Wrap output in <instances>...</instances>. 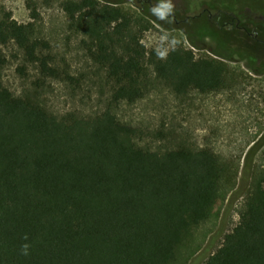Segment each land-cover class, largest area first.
I'll use <instances>...</instances> for the list:
<instances>
[{
    "label": "trees",
    "instance_id": "1",
    "mask_svg": "<svg viewBox=\"0 0 264 264\" xmlns=\"http://www.w3.org/2000/svg\"><path fill=\"white\" fill-rule=\"evenodd\" d=\"M59 2L84 45V73L60 64L33 22L0 19V68L4 48L15 46L18 71L32 79L15 93L0 76V264H183L186 241L218 216L236 186L238 222L203 264H264L257 143L238 181L234 159L198 145L173 122H137L126 109L165 91L181 103L192 93L224 92L249 78L230 57L246 59L254 73L264 72L263 60L194 18L183 25L189 44L210 38L215 56H197L182 42L165 54L147 50L143 35L162 24L147 0ZM38 17L34 9L31 18ZM53 82L85 94V85L95 86V102L55 111L47 101Z\"/></svg>",
    "mask_w": 264,
    "mask_h": 264
},
{
    "label": "rangeland",
    "instance_id": "2",
    "mask_svg": "<svg viewBox=\"0 0 264 264\" xmlns=\"http://www.w3.org/2000/svg\"><path fill=\"white\" fill-rule=\"evenodd\" d=\"M153 3L151 13L157 15L162 24H153V28L143 35L142 43L147 50L156 49L165 54L177 42H182L197 56L203 54L215 56L212 49H216V45L212 39L196 40L197 48L193 47L184 35L186 31L184 26L168 29L167 26L172 28L174 24L171 20L161 19L158 13L179 11L184 16L192 15L194 12L189 8L188 0H154ZM130 8L136 11L133 6ZM34 9L39 15L35 20L31 18ZM5 13L20 24L33 22L50 43L52 54L60 64L63 62L72 64V71L77 74L87 70L88 58L84 45L80 42L81 37L72 35L68 30V19L60 7L59 0H0V19ZM253 49L260 50L258 47ZM4 52L7 62L0 68V76L7 87L19 93L30 85L32 79L25 78L18 71V66L22 64V54L15 46L9 45L4 48ZM261 55L264 56L263 53ZM262 59L263 57L259 56L256 62L260 63ZM229 60L249 77L242 79L229 90L205 95L192 93L186 103H181L165 91L158 98H148L131 110H128L129 107L126 109L133 115L130 117H134L137 122L143 121L152 126L163 121L173 122L185 128L190 138L198 145H209L224 158L234 159L239 167V181L245 167V155L252 145L257 143L259 147L256 163L262 160V156L264 157V72H252L248 61L236 55ZM30 73L34 74L33 71ZM83 90L91 92L85 94L73 87L53 82L52 91L47 93V101L53 110L60 113L72 109H88L95 102L97 87L87 84ZM87 95L93 96V99L88 101ZM236 189L229 193L218 216L200 226L193 238L186 241L182 250L183 264H203L206 258L220 247L224 235L237 224L242 198L238 196L239 190L237 192Z\"/></svg>",
    "mask_w": 264,
    "mask_h": 264
},
{
    "label": "flooded vegetation",
    "instance_id": "3",
    "mask_svg": "<svg viewBox=\"0 0 264 264\" xmlns=\"http://www.w3.org/2000/svg\"><path fill=\"white\" fill-rule=\"evenodd\" d=\"M147 4L154 6L153 0H147ZM188 6L192 15L184 16L179 11L158 13L161 19L171 20L176 29L189 18L200 19L205 27H214L219 38L228 41L226 44L248 48L255 60L260 56L264 62V0H188Z\"/></svg>",
    "mask_w": 264,
    "mask_h": 264
},
{
    "label": "clouds",
    "instance_id": "4",
    "mask_svg": "<svg viewBox=\"0 0 264 264\" xmlns=\"http://www.w3.org/2000/svg\"><path fill=\"white\" fill-rule=\"evenodd\" d=\"M169 10H171V5H169ZM153 11L156 12V9H154Z\"/></svg>",
    "mask_w": 264,
    "mask_h": 264
}]
</instances>
